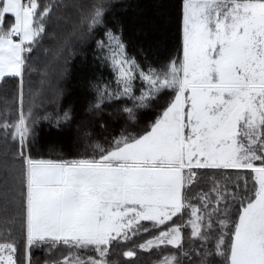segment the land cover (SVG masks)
<instances>
[{
	"label": "snow or ice",
	"instance_id": "obj_1",
	"mask_svg": "<svg viewBox=\"0 0 264 264\" xmlns=\"http://www.w3.org/2000/svg\"><path fill=\"white\" fill-rule=\"evenodd\" d=\"M176 8L175 43L138 59L114 0H0V87L14 82L0 104V264H121L117 251L123 264L140 251L154 264H264V0ZM62 22L56 59L94 38L114 78L91 83L87 105L100 120L111 109L112 131L78 129L71 156L37 145L74 107L41 114L31 88L34 73L48 80L36 62Z\"/></svg>",
	"mask_w": 264,
	"mask_h": 264
},
{
	"label": "trees",
	"instance_id": "obj_2",
	"mask_svg": "<svg viewBox=\"0 0 264 264\" xmlns=\"http://www.w3.org/2000/svg\"><path fill=\"white\" fill-rule=\"evenodd\" d=\"M178 4L179 0H114L116 14L123 24L122 38L130 55L138 59H143L145 55L155 59L165 47L170 48L175 43ZM70 30L71 25L63 22L58 27L49 28L50 33H55V38H45L36 62L39 68L48 66V80L42 84L39 75L34 73L31 77L32 90L40 93L37 103L43 102L41 114L44 111H52L58 104L74 107V120L69 127L58 130L47 123L41 126L42 139L37 145V150L45 154L51 151L53 155L61 153L71 156L84 151V145L78 144L76 140L78 129L87 128L99 136L105 134L99 127L100 123L107 122L110 125L109 132L112 131V120L107 115L111 109L104 110L102 120L98 119L99 114L87 110L94 93L91 83L96 80L111 82L114 79L110 68L97 59L94 38L78 42L70 52L63 54L61 60L56 59L62 39ZM43 49H48L47 53ZM65 60L67 71L61 78L59 70L61 66H65ZM57 86L62 91L59 98L54 94ZM112 86L115 87L114 84ZM13 88L14 82L0 87V104L3 102L5 92L10 97ZM149 119L150 115L144 117L145 121ZM42 256L43 253L37 251L35 258ZM156 258V252L140 251L135 258V264H154ZM112 259L123 264L127 258L122 257L120 251H117Z\"/></svg>",
	"mask_w": 264,
	"mask_h": 264
}]
</instances>
